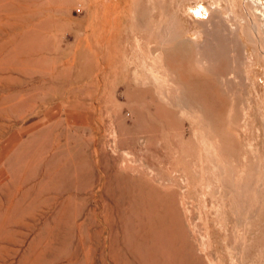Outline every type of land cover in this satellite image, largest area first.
<instances>
[{"label": "rangeland", "instance_id": "rangeland-1", "mask_svg": "<svg viewBox=\"0 0 264 264\" xmlns=\"http://www.w3.org/2000/svg\"><path fill=\"white\" fill-rule=\"evenodd\" d=\"M0 264H264V0H0Z\"/></svg>", "mask_w": 264, "mask_h": 264}, {"label": "bare ground", "instance_id": "bare-ground-1", "mask_svg": "<svg viewBox=\"0 0 264 264\" xmlns=\"http://www.w3.org/2000/svg\"><path fill=\"white\" fill-rule=\"evenodd\" d=\"M202 11H205V12H207L208 10H207V8H202L201 10H198L197 12H196V14L198 15V14H201L202 13ZM207 14H208V17H207V21H209L210 20V14H209V12H207ZM200 16V15H199ZM199 20L198 21H200V22H202V21H204V20H201V18H198Z\"/></svg>", "mask_w": 264, "mask_h": 264}]
</instances>
